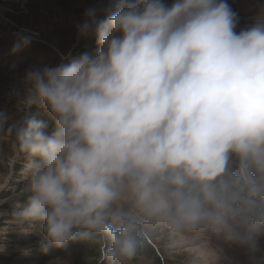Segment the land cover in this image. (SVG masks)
<instances>
[{"label": "clouds", "instance_id": "clouds-1", "mask_svg": "<svg viewBox=\"0 0 264 264\" xmlns=\"http://www.w3.org/2000/svg\"><path fill=\"white\" fill-rule=\"evenodd\" d=\"M103 11L78 25L95 55L32 68L25 116L9 125L0 112L28 180L15 219L39 226L42 251L86 242L101 264H133L159 240L253 245L264 235V19L237 33L227 0ZM29 43L21 35L12 52Z\"/></svg>", "mask_w": 264, "mask_h": 264}, {"label": "rangeland", "instance_id": "rangeland-1", "mask_svg": "<svg viewBox=\"0 0 264 264\" xmlns=\"http://www.w3.org/2000/svg\"><path fill=\"white\" fill-rule=\"evenodd\" d=\"M123 0H0V59L7 71L0 79V112L19 121L25 116L26 73L34 67L70 63L85 52L95 55L96 36H81L78 25L85 20L88 9L97 10L103 18L104 9L114 8ZM170 6L173 0H163ZM237 13V33L264 19V0H227ZM30 37V43L13 53L18 38ZM70 53V57H69ZM65 57H68L65 59ZM30 115L55 130L54 120L43 107L33 106ZM11 139L0 133V264H76V257L67 254L53 258L42 251L43 238L22 234L29 227L20 224L13 213L25 203L28 183L24 161L11 162ZM30 229V228H29ZM39 234L38 231H36ZM152 251L137 258L133 264H264V235L253 245H240L216 237L192 236L176 247L163 240L151 244ZM87 264H101V257Z\"/></svg>", "mask_w": 264, "mask_h": 264}, {"label": "trees", "instance_id": "trees-1", "mask_svg": "<svg viewBox=\"0 0 264 264\" xmlns=\"http://www.w3.org/2000/svg\"><path fill=\"white\" fill-rule=\"evenodd\" d=\"M6 71H7V68H6L3 60L0 59V79H1L2 75L4 73H6ZM52 123H54V121ZM24 226H27V225L24 224ZM30 231L32 232L31 233L32 236H36V237H40V238L44 239V234L40 230L39 226H37L36 228H32V229L28 228L26 231L23 230V232H21V233L24 235V234H26V232L30 233ZM36 231H38L39 234H37ZM148 251L153 252V248L151 247V245L146 247L139 257H143L144 255H146V253ZM45 254H47V255L49 254L50 256H52L55 259L64 257L67 254H71L74 257H76V259H77L76 264H87V263H89L90 260H93L97 257H100V252H99L97 246H92L86 242H81V241H70L65 248L53 247L49 251H47V253H45Z\"/></svg>", "mask_w": 264, "mask_h": 264}]
</instances>
